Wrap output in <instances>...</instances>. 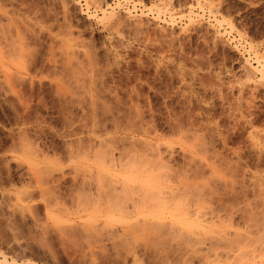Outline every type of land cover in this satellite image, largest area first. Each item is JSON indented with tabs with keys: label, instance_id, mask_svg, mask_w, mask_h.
I'll use <instances>...</instances> for the list:
<instances>
[{
	"label": "rangeland",
	"instance_id": "1",
	"mask_svg": "<svg viewBox=\"0 0 264 264\" xmlns=\"http://www.w3.org/2000/svg\"><path fill=\"white\" fill-rule=\"evenodd\" d=\"M120 1L117 33L88 0H0V264H264V189L258 179L264 155L250 139L264 135V86L249 87L242 68L248 56L253 61L250 44L264 54V0H214L232 29L215 24L207 10L196 9L201 22L192 24L180 16H155L159 3L185 9L193 0H136V7ZM129 34L159 44L149 49ZM157 48L180 58V76L151 67L145 57ZM186 122L202 128L211 155L220 154L218 166H207L218 171L225 161L231 165L225 172L231 183H202L209 167L203 162L197 169L182 139L172 138ZM159 149L174 150L162 153L172 156L167 164L157 160ZM195 166L203 176L194 174ZM192 168L189 176L195 177L186 175L182 186L190 189L163 201L160 196ZM109 178L132 184L123 198L90 204L96 195L91 191ZM146 178L156 179L150 184L156 190L141 180ZM153 190L163 191L162 202H172L157 219L156 205L163 203ZM117 198L137 200V210L130 207L136 212L109 209ZM186 206L192 216L183 217ZM171 212L190 225L172 222Z\"/></svg>",
	"mask_w": 264,
	"mask_h": 264
},
{
	"label": "bare ground",
	"instance_id": "2",
	"mask_svg": "<svg viewBox=\"0 0 264 264\" xmlns=\"http://www.w3.org/2000/svg\"><path fill=\"white\" fill-rule=\"evenodd\" d=\"M67 1V0H66ZM125 1H127V3H129V2H132V4H133V6L134 7H136V5H137V1L136 0H125ZM124 1V2H125ZM214 1V0H213ZM213 1H211V0H193V2L188 6V7H186L185 9L183 8V7H179V6H181V5H179L178 7H176L173 3H171V1L170 2H168V1H164L163 3H159V5L157 4V7L155 8V10H156V15L155 16H158L159 18H161V16H165V17H167V18H169L170 19V21H172V20H175L177 17H184L187 21H188V23L190 24H192V23H194V21L196 22L197 20H199L200 22H201V20L199 19L200 18V14L201 13H199L196 9H201V10H207L212 16H213V18H214V22H215V24H217V25H223V23H228V25H229V27H231V29L232 28H234V25L231 23V22H227V20L222 16H219V7L218 6H216V4H215V1L213 2ZM65 2V1H64ZM88 2H89V4H93L98 10H100L101 11V13H102V16L101 17H103V18H105V20L106 19H108L109 20V22L111 23V22H113L114 20H116L117 19V17L118 18H121V17H119L118 15H117V12L119 11V8H120V6H121V2L122 1H120V0H118V1H116L115 2V0H114V3H111V2H109V0H88ZM123 4V3H122ZM140 4H141V2H140ZM143 4V3H142ZM138 6V5H137ZM144 6V5H143ZM89 7V6H88ZM123 7V6H122ZM132 7V6H131ZM218 7V8H217ZM152 8V7H151ZM118 9V10H117ZM132 9V8H131ZM123 10V9H122ZM126 11H127V9H125ZM136 10V9H135ZM143 10V9H142ZM97 11V10H96ZM121 11V10H120ZM124 11V10H123ZM122 11V12H123ZM125 11V13H127ZM130 12H131V10H129ZM154 12V11H153ZM141 13V12H140ZM146 13V12H145ZM143 11H142V14H145ZM122 14V13H121ZM130 15H133V14H131V13H129ZM68 15V14H67ZM125 15V14H124ZM137 15V14H136ZM139 15V14H138ZM122 16V15H121ZM126 16V15H125ZM128 16V15H127ZM126 16V18L127 19H129V17H127ZM139 16H141L142 17V15H139ZM132 17V16H131ZM157 17V18H158ZM125 18V19H126ZM67 19V18H66ZM124 19V18H123ZM137 19V18H136ZM104 20V21H105ZM121 21V20H120ZM141 21V20H140ZM65 23V22H64ZM198 23V22H197ZM62 24V23H61ZM60 24V25H61ZM70 24V23H69ZM62 26V25H61ZM112 26V25H111ZM60 27V26H59ZM68 28V27H67ZM71 28V27H70ZM62 29V28H61ZM63 30V29H62ZM220 30V29H219ZM227 30V29H226ZM109 31V30H108ZM60 32V31H59ZM175 32V31H174ZM215 33V32H214ZM61 34V33H60ZM68 34H69V32H68ZM216 34V33H215ZM72 36H74V35H72ZM76 37V35L74 36V38ZM221 37V36H220ZM56 38V37H55ZM73 38V39H74ZM218 38V37H217ZM219 39V38H218ZM221 39V38H220ZM70 41V40H69ZM249 48H250V50H251V53H253V61H251L248 57H250V56H248L247 58H245V61L243 62V67H242V65H241V67L244 69V71H245V74H246V78H247V83H248V86L250 87V86H256V87H260V86H264V54L263 53H261L256 47H255V45H253V44H250L249 45ZM249 50V51H250ZM91 56H93V55H91ZM90 56V57H91ZM68 57V56H67ZM90 57H89V59H90ZM72 59H73V57H71ZM71 59V60H72ZM75 59V58H74ZM78 59V58H77ZM76 59V60H77ZM80 59V58H79ZM68 60V59H67ZM92 61V60H91ZM69 62V61H68ZM79 62V61H78ZM81 62V61H80ZM93 62V61H92ZM70 63V62H69ZM91 63V62H90ZM76 64V63H75ZM72 67V66H71ZM80 68H81V66H79ZM68 69V68H67ZM77 71V70H76ZM77 74V73H76ZM72 76V75H71ZM74 76V75H73ZM70 78V77H69ZM76 78V77H75ZM61 79H63V78H61ZM77 79V78H76ZM67 81V80H66ZM64 82V81H63ZM65 84V83H64ZM68 84V83H67ZM66 85V84H65ZM68 87V86H67ZM252 87V88H253ZM66 88V87H65ZM70 88V87H69ZM69 88H67V89H69ZM68 91V90H67ZM70 91H72V90H70ZM209 109V108H208ZM185 115V114H184ZM243 115V114H242ZM188 116V115H187ZM179 117V116H178ZM184 119V118H183ZM195 120V119H194ZM148 121V120H147ZM202 121V120H201ZM210 121V120H209ZM175 122V121H174ZM180 122V121H179ZM193 122V121H192ZM218 122V121H217ZM151 123H153V122H151ZM173 123V122H172ZM189 123V122H188ZM178 124V123H177ZM182 124V123H181ZM184 124V123H183ZM182 124V125H183ZM191 124V123H190ZM154 125V124H153ZM156 125V124H155ZM179 126H180V124H178ZM185 125V124H184ZM196 125V124H195ZM202 126V125H201ZM205 126V125H204ZM142 127H144L143 125H142ZM206 127V126H205ZM147 129V128H146ZM152 129V128H151ZM150 129V130H151ZM154 129V128H153ZM152 129V130H153ZM199 129V128H198ZM202 129V128H201ZM201 129H199V130H201ZM208 129V128H207ZM149 130V129H148ZM147 130V131H148ZM204 130V129H203ZM97 131V130H96ZM155 131V130H154ZM209 131H210V129H209ZM202 133H203V131H201ZM206 132V131H205ZM215 132V131H214ZM149 133V132H148ZM151 133V132H150ZM159 133V132H158ZM96 134V133H95ZM157 134V133H156ZM205 134V133H204ZM203 134V135H204ZM98 135H99V133H98ZM159 135V134H158ZM157 135V136H158ZM163 134H161V136H162ZM163 136H165V135H163ZM216 136V135H215ZM213 137H214V135H213ZM205 138H206V136H205ZM108 139V138H107ZM110 139H111V137H110ZM112 139H113V137H112ZM112 139H111V141H112ZM182 140L181 141H183V143H184V145L187 147L191 142L190 141H188V140H184L183 138H181ZM101 141L103 140V139H100ZM105 140V139H104ZM103 140V141H104ZM109 140V139H108ZM115 140V139H114ZM207 140V139H206ZM100 141V142H101ZM110 141V142H111ZM209 141H211L210 139H209ZM96 142V141H95ZM99 142V141H98ZM109 142V141H108ZM115 142V141H114ZM150 142V141H149ZM207 142H208V140H207ZM206 141H205V150H204V152H202V153H200V155H202V156H204V159L203 160H198V159H196L194 156H193V154L190 152V153H187L186 152V154H191V157H189V156H186V158H187V160L190 158V161H191V164H196L197 163V165H199V166H197L198 168L197 169H199V168H201L200 167V163H203L204 162V165L206 164L205 162H211V163H213V164H216L217 163V166H218V161H219V158L220 157H218L220 154H218V156H216L214 153V155H215V157L213 156V155H211L210 154V148H209V145H210V143H207ZM215 142V141H214ZM91 143V142H90ZM93 143V142H92ZM102 143V142H101ZM107 143V142H106ZM113 143V142H112ZM104 144V143H103ZM102 144V145H103ZM209 144V145H208ZM85 145V144H84ZM90 145V144H89ZM113 145V144H112ZM115 145V144H114ZM114 145H113V147H114ZM117 145V144H116ZM156 145V144H155ZM81 146V145H80ZM94 146V145H93ZM97 146V145H96ZM107 146V145H106ZM154 146V145H153ZM163 146V145H162ZM109 147H111L112 148V146L111 145H109ZM118 147H119V145H118ZM165 147H167V146H165ZM164 147V148H165ZM174 147V146H173ZM173 147H171V148H173ZM211 147V146H210ZM215 147V146H214ZM224 147V146H223ZM87 148V147H86ZM85 148V149H86ZM95 148V147H94ZM103 148H105V149H107V147H104L103 146ZM110 148V149H111ZM120 148V147H119ZM159 148V147H158ZM169 148V147H168ZM182 148V147H181ZM90 149V148H89ZM98 149H101V148H99L98 147ZM113 149V148H112ZM87 150V149H86ZM123 150V149H122ZM160 151L159 152H157L156 151V155L159 157V158H157V160L158 159H160V161H162L161 159H163V161L162 162H164V158H165V160L167 159L168 161H170L169 159L172 157H169L168 155H169V153H171V155L173 154V152H174V150L173 149H171L170 151L171 152H167V150L165 151V152H167V154L168 155H166V157H165V155H162V153H165V152H161V150L162 149H159ZM184 150V149H183ZM212 150V149H211ZM102 151V150H101ZM105 151V150H104ZM108 150H106V152H107ZM117 151H118V149H117ZM163 151V150H162ZM168 151H169V149H168ZM213 151V150H212ZM219 151V150H218ZM84 152H87V151H84ZM161 152V153H160ZM243 152V151H242ZM103 153V152H102ZM101 153V154H102ZM107 153H109V152H107ZM118 153V152H117ZM121 153V152H120ZM119 153V154H120ZM106 154V153H105ZM155 154V153H154ZM166 154V153H165ZM186 154H184V155H186ZM232 154V153H231ZM258 154V153H257ZM108 155V157L109 156H111V154L109 153V154H107ZM115 155V154H114ZM123 155V154H122ZM153 155V154H152ZM181 155V154H180ZM100 156V155H99ZM120 156H121V154H120ZM154 156V155H153ZM167 156L169 157V159L167 158ZM178 156V155H177ZM222 156V155H221ZM113 157V156H112ZM112 157H110V158H112ZM183 158H185L184 156H182ZM225 157V156H224ZM223 157V158H224ZM257 157H259V156H257ZM105 158V157H104ZM107 158V157H106ZM105 158V159H106ZM182 158V159H183ZM244 158V157H243ZM104 159V160H105ZM165 161L164 162V164H167L166 162H168V161ZM174 160V159H173ZM176 160V159H175ZM221 160V159H220ZM112 161V160H111ZM177 161V160H176ZM259 161V160H258ZM159 162V161H158ZM162 162H160V164L162 163ZM180 162V161H179ZM178 162V163H179ZM184 162V161H183ZM188 162V161H187ZM199 162V163H198ZM170 163V162H169ZM181 163H182V161H181ZM237 163H239V162H237ZM236 163V164H237ZM134 164V163H133ZM163 164V163H162ZM161 164V165H162ZM184 164V163H183ZM193 164V165H194ZM208 164V163H207ZM207 164H206V167H209L210 165H208L207 166ZM210 164V163H209ZM235 164V165H236ZM169 165V168H170V164H168ZM203 164H202V166H204ZM239 165V164H238ZM185 166H186V164H185ZM187 166H189V165H187ZM216 166V168H218ZM167 167V166H166ZM176 167V166H175ZM192 167V166H191ZM220 167V166H219ZM132 168V167H131ZM150 168V167H149ZM152 168V167H151ZM160 168H162L161 166H160ZM165 168V167H164ZM168 168V169H169ZM190 168V167H189ZM133 169V168H132ZM139 169V168H138ZM143 169H145V168H143ZM180 169V168H179ZM178 169V170H179ZM186 169V168H185ZM193 169L194 168H192V170H190V171H188V170H183L184 172H187V173H184L183 172V178H186L187 180L190 178V177H195V176H189V175H191V173H192V171H193ZM212 169L214 170V168L212 167ZM219 169V168H218ZM234 169H236V168H234ZM151 170V169H150ZM170 170V169H169ZM174 170V169H173ZM177 170V171H178ZM195 170H196V166H195ZM140 171V170H139ZM167 171V170H166ZM172 171V170H171ZM229 171V170H228ZM232 171H235V170H232ZM98 172V171H97ZM100 172V171H99ZM138 172V171H137ZM143 172V171H142ZM142 172H139V173H142ZM150 172H152V171H150ZM168 172H170V171H168ZM180 172V171H179ZM244 172V171H243ZM118 173V172H117ZM146 173V172H145ZM161 173V172H160ZM171 173V172H170ZM170 173H169V175H170ZM175 173V172H174ZM201 174H202V172H200ZM199 173V170H196V171H194V174H200ZM100 174V173H99ZM115 174V173H114ZM133 174V173H132ZM161 174H163V173H161ZM176 174V173H175ZM209 174V173H208ZM101 175H102V173H101ZM173 175V174H172ZM171 175V176H172ZM179 175V174H178ZM186 175H188V177H185ZM193 175V174H192ZM204 174H202V176H203ZM210 175V174H209ZM104 176V175H103ZM116 176V175H115ZM164 176V175H163ZM163 176H161L160 178L161 179H163ZM170 176V177H171ZM126 175L124 174V177H123V179L125 178L126 179ZM130 177V176H129ZM134 177H136V176H134ZM168 177V176H167ZM166 177V178H167ZM170 177H168V179L170 178ZM181 177V176H180ZM197 177V176H196ZM201 177V176H200ZM143 178V177H142ZM151 178L152 177H150V180H151ZM158 178V177H157ZM132 178H130L129 180H131ZM134 179V178H133ZM137 179H138V177H137ZM147 179V180H146ZM145 180L144 179H141V180H143V182H147L146 184L147 185H150V184H154V182L156 183V179H154L155 181H153V179H152V181H153V183H152V181H150L149 182V179L148 178H146ZM173 179V178H172ZM185 179V180H186ZM103 180V179H102ZM115 180V181H114ZM128 180V179H127ZM140 180V179H139ZM140 180V181H141ZM170 180H171V178H170ZM184 179H183V181H185ZM191 180V179H190ZM194 180V179H193ZM192 180V181H193ZM131 182H132V180H131ZM171 182V181H170ZM173 182H176V180H174ZM187 182V181H186ZM90 183V182H89ZM132 183H130V181H127V182H125L124 180H121V178H120V180L119 179H112L111 178V180H110V178L109 179H107L106 181H105V179L103 180V182L101 181V182H99L97 185H96V187L94 188V190H95V192L92 190L93 189V187H92V184H91V187H88V188H92L91 190V192L95 195L94 197L90 194V196H92V197H90V198H92V200L91 201H89L90 202V204H93L92 202L94 201V203H99L97 206H100L101 204L100 203H102L101 201H103V199H104V203H107L105 200L107 199V196H114V197H118V196H120V198L122 197L123 198V196L124 195H120L123 191H126L127 190V188L129 187H131L130 185H131ZM146 184H143V185H146ZM176 184V183H175ZM186 183H182L181 185H179V188H177V185H175L174 187L172 186V187H170V188H172V189H169L168 191H167V194H161L162 196H160V193H162L163 191H158V193H155L154 192V190H153V192L155 193V194H159L158 195V197L153 193V195L154 196H156L157 197V199L159 200V203H161L162 202V200L159 198V196L163 199V201H165V200H168L169 199V201H173L174 199L173 198H175L174 196H172V195H169V193H177V192H179V190H183L185 187H184V185H185ZM188 184H191L190 182H188L187 183V186H188ZM90 185V184H89ZM94 186V185H93ZM133 186V185H132ZM134 186H135V184H134ZM155 186H156V184L152 187V185H150L149 187H151V188H153V189H155ZM182 186L184 187V188H182ZM186 186V185H185ZM145 187V186H144ZM157 187V186H156ZM159 187V186H158ZM207 187V186H206ZM203 188H205L204 186H203ZM131 189H135V187L134 188H131ZM130 189V190H131ZM187 189H190L189 188V186L187 187ZM187 189H184V190H187ZM144 190H146V189H144ZM148 190V189H147ZM156 190V189H155ZM159 190H161V189H159ZM177 190V191H176ZM193 190V189H192ZM233 190V189H232ZM136 191V190H135ZM166 191V190H165ZM90 192V193H91ZM132 192V191H131ZM157 192V191H156ZM181 192H183V191H181ZM181 192H179V194H182ZM186 192V191H185ZM130 193V192H129ZM150 193V192H149ZM149 195V194H148ZM188 195V194H187ZM154 196H152V200L153 199H156V197L154 198ZM177 196V195H176ZM103 197V198H102ZM106 197V198H105ZM166 197V198H165ZM179 197H180V195H179ZM109 198V197H108ZM110 199V198H109ZM117 199H118V201H117ZM117 199H115L117 202H113V201H111V203L109 204V207H108V205H107V207L109 208V209H111V210H113V211H115V212H120V213H122V214H130L134 209H136L137 207H135V205L137 206V204L135 203L137 200H134V201H132L131 202V204H129V202L127 201V200H121V199H119V198H117ZM131 199V198H130ZM157 199H156V201H157ZM170 199H172V200H170ZM188 199V198H187ZM186 199V200H187ZM89 200V199H88ZM111 200H112V198H111ZM114 200V199H113ZM119 200H121V201H119ZM138 200H140V198L138 199ZM142 200V199H141ZM151 199H149V201H150ZM185 200V199H184ZM195 200V199H194ZM224 200V199H223ZM107 201H108V199H107ZM169 201H166V202H162L163 204H161V205H156V204H154V205H156L157 207H159V209L157 210V212L155 213L156 214V216H154L153 217V215H152V217L153 218H155V219H157V218H160V217H163L164 216V213H165V211H164V209L166 208L167 209V206L169 207V205H170V203H172V202H170L169 203ZM189 201H190V197H189ZM158 202V201H157ZM156 202V203H157ZM169 203L167 206H164V204H166V203ZM193 202V201H192ZM191 202V203H192ZM195 202V201H194ZM103 203V204H104ZM135 203V205H133V204ZM140 203V202H139ZM139 203H138V205H139ZM143 203V202H142ZM148 203H151V201L150 202H148ZM183 203V202H182ZM187 203V202H186ZM190 204V203H189ZM131 205H133V207L131 206ZM93 206H96V205H93ZM151 206V205H150ZM155 206V207H156ZM171 206V205H170ZM193 206H196V204L194 205L193 204ZM101 207V206H100ZM130 207H132V208H134V209H130ZM156 207V208H157ZM162 207H164V208H162ZM190 207H191V205H190ZM225 207V206H224ZM226 207H227V205H226ZM230 207V206H229ZM217 208V207H216ZM93 209H94V207H93ZM100 209V208H99ZM109 209H107V210H109ZM165 209V210H166ZM197 209V208H196ZM219 209V208H218ZM103 210V209H102ZM132 210V211H131ZM137 210V209H136ZM172 210H173V208H172ZM174 210H175V208H174ZM173 210V211H174ZM192 210V209H191ZM93 211V210H92ZM95 211H96V207H95ZM195 211V210H194ZM211 211V210H210ZM225 211V210H224ZM98 213H103V212H99V211H97ZM134 212H136L135 210H134ZM192 212H193V210L192 211H190V208L188 209V206H186V208H184V216L183 217H188V216H190L191 214H192ZM109 213V212H108ZM133 213V212H132ZM227 213V212H226ZM146 214V215H145ZM154 214V215H155ZM194 214V213H193ZM192 214V215H193ZM198 214V213H197ZM213 214V213H212ZM109 214H107V216H108ZM112 215V214H111ZM150 214H147V213H144V216L141 214V216H143V217H147L148 218V216H149ZM191 215V216H192ZM196 215V214H195ZM95 216V215H94ZM110 216V215H109ZM113 216V215H112ZM117 216V215H116ZM138 216V215H137ZM166 216V215H165ZM223 216V215H222ZM229 216V215H228ZM233 216V215H232ZM96 217V216H95ZM171 217H173V220H172V222L174 221V220H178L179 222H181L183 225H188L189 223H187V221H185V219H183V217H177L176 216V213H174V212H171ZM196 217V216H195ZM199 217V216H198ZM215 217V216H214ZM217 217V216H216ZM227 217V216H226ZM99 218V217H98ZM142 218V217H141ZM169 218V217H168ZM209 218V217H208ZM224 218V217H223ZM229 218V217H228ZM93 219V218H92ZM143 219V218H142ZM183 219V220H182ZM199 219V218H198ZM94 220V219H93ZM136 220H138V218L136 219ZM139 220H141V219H139ZM147 220V222L148 223H155V222H157V221H155V222H151L150 220L148 221V219H146ZM146 220H144L143 222H144V225H145V223H147V222H145ZM160 222H162L163 220L162 219H158ZM162 220V221H161ZM97 220H95L94 222H96ZM142 221V220H141ZM153 221V220H152ZM158 221V222H159ZM221 221H222V219H221ZM125 222H126V220H125ZM128 222V221H127ZM133 222V221H132ZM138 222V221H137ZM143 222H141V223H143ZM157 222V223H158ZM159 222V223H160ZM164 222H166V220L164 221ZM164 222H162V223H164ZM168 222V221H167ZM177 222V221H176ZM125 224V223H124ZM130 224H132V223H130ZM139 224H140V222H139ZM151 224H149L150 226H151ZM170 224V223H169ZM134 225H136L135 223H134ZM140 225H143V224H140ZM139 225V226H140ZM148 225V226H149ZM190 225V224H189ZM194 225V227H197V226H195V224H193ZM192 224H191V227L193 226ZM125 226V225H124ZM148 226H146V228L148 227ZM153 226H155V225H153ZM172 226H174L173 224H172ZM131 227H132V225H131ZM170 227V226H169ZM177 227V229H179L178 228V226H176ZM175 227V228H176ZM191 227H190V229H191ZM198 227H200V226H198ZM135 228H136V226H135ZM145 228V227H144ZM146 228H145V230H146ZM173 228L174 227H172V230H173ZM187 228H189V227H187ZM127 229H128V227H127ZM131 229V228H130ZM126 230V229H125ZM170 230V229H169ZM180 230V229H179ZM183 230V229H182ZM182 230H180V231H182ZM131 231H133V230H131ZM135 231V230H134ZM147 231H150V230H148L147 229ZM152 231V230H151ZM157 231V230H156ZM175 231V230H174ZM173 231V232H174ZM193 231V230H192ZM198 231V230H197ZM196 231V232H197ZM208 231H210V230H208ZM129 232V231H128ZM158 232L159 231H157V234H158ZM183 232V231H182ZM182 232H181V234H182ZM131 233V232H130ZM171 233V232H170ZM169 233V234H170ZM185 233V232H184ZM193 233H194V231H193ZM215 233H216V231H215ZM157 234H155V235H157ZM161 235H162V233H160ZM164 234V233H163ZM173 234V233H172ZM186 234V233H185ZM210 234H212V233H210ZM213 234H214V232H213ZM212 234V235H213ZM153 235H154V233H153ZM171 235V234H170ZM175 235V234H174ZM190 235V234H189ZM211 235V236H212ZM215 235V237H216V235H218V237H219V235L220 234H214ZM165 237H166V235H164ZM179 236H180V233H179ZM159 237V236H158ZM168 237V236H167ZM193 237H195V236H193ZM212 237H214V236H212ZM190 238H191V236H190ZM210 238V237H209ZM162 239V238H161ZM215 240V239H214ZM218 240V239H217ZM211 242V241H210ZM213 242V241H212ZM5 259H6V256H5Z\"/></svg>",
	"mask_w": 264,
	"mask_h": 264
},
{
	"label": "snow or ice",
	"instance_id": "3",
	"mask_svg": "<svg viewBox=\"0 0 264 264\" xmlns=\"http://www.w3.org/2000/svg\"><path fill=\"white\" fill-rule=\"evenodd\" d=\"M241 7H244L243 4H241ZM120 20L121 18H117L116 20H114L112 22V29L115 32H119L122 29L119 27L120 25ZM127 39L132 40L133 43L136 42V40L138 39L141 44H144L146 48H151L153 43H157L159 44V41H152L150 40L148 37L146 36H141V37H135L133 38L131 36V34H129V36L127 37ZM172 54L171 53H166L163 51V48H157V49H153V54H151L148 57H145V59H148L151 61V67L156 70L159 74L171 77L173 79H175L177 76L181 75L182 72V68L179 64V60L180 58L177 57L176 59H170V56ZM118 57V54H117ZM119 58V57H118ZM137 64L141 65V67L144 64L143 60H137ZM189 78L191 76V73H188ZM159 78V76H158ZM177 83H179V81H176ZM139 84H143L144 87H147V81L145 80H141L139 81ZM185 87H187V85L185 84ZM207 101H201V103H205ZM210 103V102H209ZM207 111H211V109H207L205 110ZM199 119V118H198ZM212 125H215L217 123L216 118L215 117H211L210 121H209ZM249 127H251V125H249ZM215 132H222L223 129H219V128H213L212 129ZM167 131V130H166ZM172 138L175 140H180L181 138H183L184 140H188L191 143L187 146L188 151H190L193 156L198 159V160H203L204 156L200 155V153L204 152L205 150V137L203 135V133L198 129V127L196 125H192V124H188L187 122L185 123L184 126H179L175 129V131L172 132ZM251 140L255 141L254 146L257 147L261 154L264 155V135L261 136V139L259 141L255 140V137H250ZM163 143H168L167 140L163 141ZM3 149L0 148V151H2ZM221 170H213L211 167L208 168V172L210 173V175H207L206 178L202 181V183H204L206 186H210L209 182L211 183H216L217 180H226L229 183H231V176L229 175H225V172L228 171L229 167H231V165L228 164L227 161H225L224 163L221 164ZM249 175H252L251 172H249ZM258 179L260 181V187L262 189H264V170H262L259 173ZM183 183V177H181L178 181H177V188H179V185H181ZM39 194V193H37ZM177 193H169V195L175 196L177 195ZM7 235V234H6ZM157 264H160V262L158 261Z\"/></svg>",
	"mask_w": 264,
	"mask_h": 264
}]
</instances>
